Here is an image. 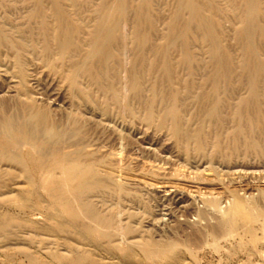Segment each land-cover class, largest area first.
<instances>
[{"label": "rangeland", "instance_id": "1", "mask_svg": "<svg viewBox=\"0 0 264 264\" xmlns=\"http://www.w3.org/2000/svg\"><path fill=\"white\" fill-rule=\"evenodd\" d=\"M106 1L113 5L118 0ZM62 2L73 17L82 18L91 25L101 0ZM139 2L132 0L123 28L129 50L123 53L124 65L118 72L121 94L117 106L101 96L95 98L96 109L75 105L64 79L51 72L45 66L43 55L38 53H26L24 57L28 77L22 89L17 83L14 54L2 49L0 116L23 114V101L27 96L36 109L46 110L51 121L65 131L62 149L78 151L84 162H98L100 177L107 186L89 194V198L98 211L113 217L114 225L108 228L95 224L78 213L76 225L92 223L97 228L95 241L83 242L72 230L69 214L52 206L51 198L39 183L28 201L15 198L0 202V223L9 215L16 223L24 225L19 232L0 229V264H76L72 254L74 248L86 254L87 260L79 264H264V160L244 151L232 159L212 160L209 146L204 155H197L191 144L181 143L174 137L169 124L158 127L149 122L142 104L130 93L128 70L133 59L143 47L148 50L152 42L160 41L177 4L176 0H157L154 5L157 21L150 44L135 46V6ZM216 3L223 15V45L240 60L241 48L235 37L239 20L232 16L225 0H216ZM37 11L36 0H0V26L7 32L22 31L21 37L25 40L40 44L43 37L38 24L29 19ZM81 37L86 39L87 36L82 33ZM191 50L200 66L209 60L208 46L198 38L192 40ZM177 57L174 52L172 58ZM179 72L187 78L186 70L180 68ZM208 73L209 69L200 67L194 81L205 83ZM162 76L159 67L147 76L143 90L145 99L151 96V85ZM195 92L184 95L182 117L190 129L200 122L199 117H195L198 108L193 99ZM246 93L244 84L225 105L226 124L230 129L231 118ZM167 105L168 102H158V112L164 111ZM106 110L109 113L104 115ZM28 148L23 146V150ZM41 174L35 175L38 182ZM12 185L17 188L25 182L17 179ZM12 188L10 196L17 193ZM233 191L246 199L255 215L252 222L240 220L236 228L227 222ZM212 197L216 199L215 205L208 202ZM78 204L73 200L77 212ZM108 233L111 240L105 236ZM165 244L170 248L163 250ZM149 246L157 248L156 257L147 256L145 250Z\"/></svg>", "mask_w": 264, "mask_h": 264}, {"label": "bare ground", "instance_id": "2", "mask_svg": "<svg viewBox=\"0 0 264 264\" xmlns=\"http://www.w3.org/2000/svg\"><path fill=\"white\" fill-rule=\"evenodd\" d=\"M62 1L36 0L38 11L29 19L38 24L43 37L40 44L25 40L21 37L22 31L7 32L0 26V54L2 49L13 52L17 83L22 89L26 87L28 77L24 57L26 53H38L43 55L45 66L64 79L75 105L96 109L95 98L101 96L117 106L121 94L118 72L124 65L122 55L129 50L123 28L132 0H118L113 5L101 0L91 25L82 18L73 17ZM73 1L78 3V0ZM156 1L140 0L135 6V46L150 42L157 21ZM225 1L232 16L239 20L235 37L241 48L240 60L223 45V15L216 0H176L166 33L159 42L149 43L148 50L143 47L133 59L128 70L129 90L142 104L149 122L158 127L169 124L174 137L181 143L191 144L197 155H204L209 146L212 160L232 159L240 151L264 160V0ZM82 33L86 39L81 37ZM194 38L208 46L209 60L205 65L196 63L191 50ZM174 52L178 55L176 59L172 58ZM158 67L163 76L151 85V96L145 99L144 82ZM200 67L209 69L203 84L194 81ZM180 68L187 71V78L180 75ZM244 84L247 93L240 99L231 118L230 129L226 124L225 105ZM194 91L193 99L198 104L195 117H199L200 122L190 129L182 112L185 96ZM23 102V114L19 115L21 112L18 111V115L0 116V202L15 198L28 201L41 183L52 206L69 214V224L77 236L83 242H94L96 225H76L78 213L86 215L95 224L108 228L114 225L113 217L98 211L89 198V194L107 186L100 177L98 162H84L78 151L65 152L61 144L65 131L51 121L46 110L36 109L29 96ZM158 102H168L164 111L158 112ZM108 113L106 110L104 115ZM23 146L29 148L23 150ZM37 172L42 173L40 182L36 180ZM17 179H22L25 185L12 188ZM11 188L17 190L16 195L10 196ZM232 193L234 199L227 222L236 228L240 220L252 222L255 215L246 199ZM73 200L78 201L79 212L73 207ZM208 202L215 205L216 199L212 197ZM22 228L24 225L16 223L9 215L0 223L4 232H19ZM105 236L111 240L109 233ZM168 248L170 245H163V250ZM72 251L76 264L87 260L83 251L75 248ZM145 252L150 258L158 255L156 247L149 246Z\"/></svg>", "mask_w": 264, "mask_h": 264}]
</instances>
